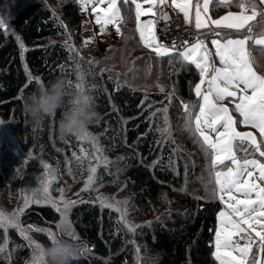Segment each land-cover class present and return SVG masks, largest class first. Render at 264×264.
<instances>
[{"label": "trees", "instance_id": "1", "mask_svg": "<svg viewBox=\"0 0 264 264\" xmlns=\"http://www.w3.org/2000/svg\"><path fill=\"white\" fill-rule=\"evenodd\" d=\"M54 1L24 0L19 5L11 20L18 38H8L0 28V122L8 123L25 143H33L34 135H38L37 151L53 158L55 153V159L63 160L80 151V143L78 137L58 138L56 121L60 112L43 126L33 128L22 111V98L40 87L35 80L28 82L29 73L39 77L43 85L57 77L66 78L69 89L81 83L74 46L83 42V11L79 0H58L56 6ZM212 5L214 10L237 8L234 4L229 8ZM122 32L118 42L91 61V75L85 84L99 114L94 121L102 125L117 159L119 196L121 201H128L127 218L142 227L134 234V245L130 242L133 234L120 220L121 213L92 203L73 206L67 221L83 242V248L90 249L82 251L87 264H218L212 253L217 215L223 204L212 196L211 185L206 190L200 179L203 176L208 180V158L194 138L179 130L184 122L180 101L198 102L193 90L199 83L198 71L194 65L176 61L170 64L167 57L156 58L142 46L134 26L124 27ZM21 44L28 49L23 58ZM253 54L259 64H264L258 50L254 49ZM159 86L167 94L175 88L176 96L168 112L174 144L157 143L161 136L156 128L163 124L158 110L169 103ZM152 113L157 114L149 121ZM4 146L0 140V148ZM177 147L180 151H173ZM170 157L173 166H169ZM154 161L158 163L150 167ZM2 167L0 203L18 206L22 195ZM20 221L23 228L52 225L57 229L61 214L50 205L32 204L24 210ZM10 237L18 240V234L12 233ZM4 240L5 233L0 228V247ZM136 246L140 248L139 261ZM19 254L11 261L1 258L0 264H24L29 251L22 237Z\"/></svg>", "mask_w": 264, "mask_h": 264}, {"label": "snow or ice", "instance_id": "2", "mask_svg": "<svg viewBox=\"0 0 264 264\" xmlns=\"http://www.w3.org/2000/svg\"><path fill=\"white\" fill-rule=\"evenodd\" d=\"M170 3L183 13L185 23L193 25L197 30L195 41L189 44L186 39L183 50L178 49L175 44L169 46L164 43L156 32L160 14L164 12L169 0H79L83 11L88 10L89 4L93 6L91 11L101 35L107 34L109 26H112L117 35L123 36L120 25L125 23V17L121 12V4L133 5L136 31L144 48L156 58L167 57L170 64L176 61L182 65L195 66L199 83L194 85L193 90L198 102L180 101L184 122L179 130L194 138V142L200 145L208 158V180L205 181L203 176L200 179L206 190L211 185L212 196L225 206L217 215L219 226L215 231V251L212 255L218 264H264V72L257 70L264 68V64H259L258 58L253 54L256 49L261 53V58H264V0H170ZM213 3L226 8L234 4L240 11H229L226 15L214 19L208 14L209 6ZM144 4L149 7L144 8ZM99 5L106 7H98ZM148 13H152L154 18L142 21L141 17ZM3 27L4 20L0 19V28ZM201 30H207L211 35L201 38ZM206 41H210L211 49ZM92 42L85 40L84 44L87 46ZM20 47L23 58V53L28 49L23 44ZM76 67L79 70L80 66ZM150 68L151 65L149 71ZM80 78L83 79L82 73ZM33 80L43 86L39 77H33L29 73L28 82ZM116 84L117 87L120 86L119 81ZM75 87L80 89L83 85L77 83ZM159 88L161 93H165L163 86ZM175 96V88L171 94L165 93V99L169 103L158 110L163 121L162 126L156 128L161 136L158 144L166 141L175 143L173 126L168 115ZM225 101H230L234 107L230 109ZM234 113L239 114V119ZM156 114L152 113L148 120L152 121ZM237 124L256 129L258 135L238 131ZM79 140H89L94 149L89 154L86 149L81 148L82 157L76 152L72 154L73 158L81 163L83 159L89 161L87 171L90 174L82 189L89 191L96 182L98 168L101 165L107 166L110 161L103 154L97 137L86 132ZM173 151L178 152L180 149L177 147ZM240 152L243 157L237 155ZM157 163L158 161H154L150 167H155ZM44 166L48 172L45 173L46 178L41 181L42 187L33 191L31 197L25 198L21 209L11 215L0 209V228L5 232L9 227L19 229L29 246L35 249L31 264H45L44 248L32 240L28 232H46L51 243L55 242L56 233L31 225L28 229L21 227L19 217L30 203L51 204L55 211L61 214V222L57 227L70 237L80 239L67 221V215L72 206L83 201L66 199L63 195L64 189H60L62 195L59 201L53 199L49 189L54 177H49L51 167L47 164ZM169 166H173L171 157ZM184 190L186 191V188ZM97 202L103 208L121 213L120 220L128 232L133 234L130 242L135 245L134 234L137 228L142 226L128 220L127 199L118 201L114 197L98 196ZM6 248L5 241L4 246L0 247V253L5 252ZM134 250L139 261V246Z\"/></svg>", "mask_w": 264, "mask_h": 264}, {"label": "rangeland", "instance_id": "3", "mask_svg": "<svg viewBox=\"0 0 264 264\" xmlns=\"http://www.w3.org/2000/svg\"><path fill=\"white\" fill-rule=\"evenodd\" d=\"M22 2H24V0H0V15H1V19L4 20L5 27H3V29L8 38H18L16 30L11 23V20L12 17L14 16L16 9L19 7V5ZM54 2L55 3H53V5L55 6L58 5V0ZM91 7L92 5L89 4L87 6L88 9L87 11L82 10L83 16L86 17L84 18V22L87 28L85 27V30L83 31V37H82L83 42L78 43L77 45L75 44L74 46V48L77 50L75 52L76 66L77 65L80 66L79 70L76 67L78 78L79 80H81V84L83 85V88L86 92H87V86L85 83L88 81L91 75V72L89 71V66L91 64V61L93 59H96L98 56H100L105 51V49L109 45H111V44L108 45V43H111L110 40H113L114 42L115 41L118 42L119 39V35H117L118 39H116L115 36L113 37V35L111 37H107L103 39L101 38V34L99 33L98 27H93V28L91 27L92 24L91 20H88L89 19L88 16L90 15L88 14V11ZM101 7H106V5H101ZM143 7L147 8L149 7V5L144 4ZM125 8H127V10H125ZM177 11L178 14L184 19L183 13L179 12L178 9ZM121 12L122 15L125 17V23L120 25L121 29L130 26H134L136 28L134 6L121 4ZM232 12L236 13L239 11H232ZM227 13L228 12H223V11L212 12L211 5L209 6L208 14L214 19L220 18L221 16H224ZM150 18H154L152 13H148L146 16H142L141 20L143 21ZM108 38L110 39L107 41ZM85 40H92L93 42L86 46L84 44ZM81 73L83 74V79L80 78ZM101 126L102 125L100 123H96L95 121H93L90 124L87 132L91 133L92 136L98 138L99 146L103 149V154L107 156L110 163L107 166L101 165L98 168L96 174V182L92 186V189H90L89 191H82V189L85 187V182L90 174L87 171V168L89 166L88 159H83V162L81 163L75 160L73 158V155L69 157H65L62 154L65 157L63 158V160L55 159V153H54V158L50 157L45 153L37 151L36 146L38 144L37 143L38 135L36 134L34 135L35 139L33 143L31 142V144H29L28 142H26L27 143L26 145V143L21 141V138L17 134H15L14 131H12V129H10L8 123L0 122V127H1L0 140H2L5 144V146L2 149L0 148V152L5 154L3 155V157H1L0 155V169L3 168L2 166H5L6 172L8 173V177L11 178L10 182L13 183L14 186L17 185V188L20 192V196L22 195V198L18 199V203H19L18 206L13 207L10 204L4 206L0 203V209L4 210L9 215L16 213L19 209H21L24 206L25 198L31 197L33 191L40 189L42 187L41 181L44 178H46L45 173L48 172V169H46L44 166L45 164L51 167V172L49 173V177H54V179L52 180L51 187L49 189L50 195L53 199L57 201L60 200V197L62 195L60 189H64L63 195L65 196L66 199L82 200L83 201L82 203L99 204L97 202L98 196H105L109 198L114 197L116 200L121 201L119 196L121 190L120 187L121 181L119 179V174H118L119 167L117 166V159H115L114 153L109 148V144L106 141L107 134L103 132ZM79 143H80L79 145L80 149L81 148L86 149L89 152V154H91L94 151L92 144L89 140H83V141L79 140ZM76 153L78 156L81 157L83 156V153H81L80 151H77ZM69 161H71V163H69ZM92 163L94 164L95 161L93 160ZM32 204L35 203H30L29 206ZM41 205H50L52 207L51 204H41ZM224 207L225 206L223 205V209ZM20 225L22 227L21 221H20ZM29 226L25 227V229H28ZM31 226L39 227L42 229H50L54 231L56 234L59 233L58 228L56 229L52 225H31ZM218 226H219V222H218ZM2 230L4 231V229ZM4 233H5V240L2 246H4L6 241L7 248L5 252L0 253V259L7 258V261H11L12 259H14V257H18L21 251V237H22L29 251V255L25 259L24 264L27 260L32 261V256L35 249L29 246L28 241L25 240L24 237L20 234L19 229L9 227L7 232L4 231ZM12 233L18 234V240L10 237ZM28 235L31 236L32 240H34L36 243H39L43 248L51 244V241L48 239L46 232H36L34 230H30L28 232ZM83 249L84 248H82V250ZM82 250L80 256L73 262V264H87L84 260Z\"/></svg>", "mask_w": 264, "mask_h": 264}, {"label": "clouds", "instance_id": "4", "mask_svg": "<svg viewBox=\"0 0 264 264\" xmlns=\"http://www.w3.org/2000/svg\"><path fill=\"white\" fill-rule=\"evenodd\" d=\"M22 111L33 128L43 126L46 120L60 116L56 121V132L60 140L82 137L90 124L99 116L92 97L84 88L69 89L66 78L57 77L48 85L22 98ZM83 242L65 235L56 234L54 243L44 247L45 264H73L80 256ZM25 264H31L27 260Z\"/></svg>", "mask_w": 264, "mask_h": 264}, {"label": "built area", "instance_id": "5", "mask_svg": "<svg viewBox=\"0 0 264 264\" xmlns=\"http://www.w3.org/2000/svg\"><path fill=\"white\" fill-rule=\"evenodd\" d=\"M157 35L169 46L175 44L178 49L185 48L184 41L187 39L189 44L195 41L197 30L192 25H186L175 15L170 8H164V12L160 14V22L156 26ZM207 30H201V38L210 36ZM211 49L210 41H206ZM243 243V241H241Z\"/></svg>", "mask_w": 264, "mask_h": 264}, {"label": "crops", "instance_id": "6", "mask_svg": "<svg viewBox=\"0 0 264 264\" xmlns=\"http://www.w3.org/2000/svg\"><path fill=\"white\" fill-rule=\"evenodd\" d=\"M93 7V6H92ZM92 7L89 9V11H88V14H90L89 16H88V20H91V27L93 28V27H98V29H99V25H96L95 24V17H94V14L92 13ZM98 7H101V5H99ZM166 7H168V8H170L171 10H173L174 11V13H175V15L181 20V22L183 23L184 22V24H186L185 23V21H184V19L178 14V11H177V9L176 8H174L170 3L169 4H167L166 5ZM211 10H212V12H220V11H223V12H229V11H240V9L239 8H230V9H225V10H223V9H217V10H214L213 9V5H211ZM84 17V16H83ZM84 18H86V17H84ZM85 20H87V19H85ZM186 25H190V24H186ZM193 26V25H192ZM86 28H87V26H86ZM113 35V37L115 36V38L116 39H118V36H117V34L115 33V31H114V29L112 28V27H110L109 26V30H108V32H107V34H105V35H101V38H107V37H111ZM110 38H108L107 39V41L109 40ZM111 41V43H108V45L109 44H113V40H110ZM115 42H117V41H115ZM114 42V43H115ZM106 43V42H105ZM211 48H212V45H211ZM217 60H218V58H216ZM217 66H219V65H217ZM258 71H261L259 68L257 69ZM261 72H264V71H261ZM225 103L227 104V106L231 109L232 107H234V105L230 102V101H225ZM234 115L237 117V119H239V114H237V113H234ZM237 130L238 131H241V132H253V133H256L257 135H258V131L256 130V129H253V128H251L250 126H244V125H240V124H237ZM240 157H243V156H240ZM249 158H251V157H249ZM257 158H259L258 156H257ZM218 226V225H217ZM233 254H235V253H233Z\"/></svg>", "mask_w": 264, "mask_h": 264}]
</instances>
